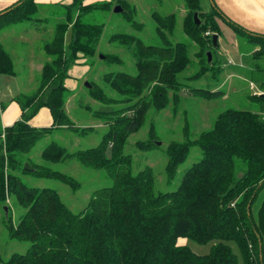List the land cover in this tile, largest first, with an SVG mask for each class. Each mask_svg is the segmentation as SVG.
<instances>
[{"label":"trees","instance_id":"obj_1","mask_svg":"<svg viewBox=\"0 0 264 264\" xmlns=\"http://www.w3.org/2000/svg\"><path fill=\"white\" fill-rule=\"evenodd\" d=\"M84 1L71 0L65 6L67 23L56 24L52 38L42 44L41 49L50 60L40 70L37 89L13 99L21 115L5 128L0 141V205L9 211L8 199L13 197L24 209L17 224L11 223L9 213L5 224L10 239L31 245L25 254H14L0 264H264V199L256 215L252 213L258 192L264 187V95L252 96L258 111L226 110L216 117L211 129L196 137L189 134L185 125L184 141L171 142L166 149L168 181L192 147L200 150L201 158L184 172L173 192H155L152 170L145 168L133 174L132 158L123 153L125 138L141 129L148 110L159 112L177 102L176 93L184 87L177 76L187 69L190 59L186 44L170 40L176 24L174 14L152 13L159 40L156 46L145 45L133 35L110 38V42L126 45L136 74L104 75V83L120 100L90 84L89 95L105 107L93 115L107 119L109 124L100 143L68 153L52 142L42 151L41 159L46 163L76 159L85 168L102 170L110 177L111 185L93 192L85 210L74 214L55 190L29 187L22 181V176L31 175L56 179L72 190L80 186L72 177L45 166L28 164L32 171L27 172L22 168V159L52 129L68 127L80 134L89 130L76 127L68 117L64 82L79 55L89 58L96 54L103 32V25L83 19L95 10L108 9L109 4L84 5ZM183 1L187 12L182 31L201 48L197 55L200 71L190 78L193 80L214 70L212 52L210 62L203 55L205 50L218 46L217 41L213 45L212 36L220 35L217 19L222 13L214 4L209 12H203L200 0ZM119 6L124 19L141 30L142 25L134 22V10L123 2ZM126 9L132 10L124 12ZM36 12L35 0H18L0 11V30L35 21L32 17ZM226 23L236 36L251 45L254 62L264 58V35L249 32L227 19ZM69 31L71 36L66 43ZM104 59L120 62L115 55ZM0 75H16L13 60L1 41ZM191 92L208 100L222 96L221 91ZM119 105L123 106L110 108ZM42 108L49 110L52 125L32 127L30 120ZM142 144L143 149L156 146L153 137ZM5 168L18 171L19 175L5 174ZM181 239L197 245L212 241L216 244L208 254L197 255L180 244ZM230 243L236 245L239 255Z\"/></svg>","mask_w":264,"mask_h":264},{"label":"rangeland","instance_id":"obj_2","mask_svg":"<svg viewBox=\"0 0 264 264\" xmlns=\"http://www.w3.org/2000/svg\"><path fill=\"white\" fill-rule=\"evenodd\" d=\"M128 4L134 11V22L142 25L141 30H137L131 23L124 19L125 14L114 12L119 3ZM108 3L109 8L95 10L83 20L89 24L103 25V32L98 42L96 54L93 57L78 59L71 66L70 78L65 81L68 90V98L65 103V111L72 123L79 128L89 129L85 133H75L68 127L52 129L46 134L22 159V168L26 164L45 166L52 171L65 174L76 180L80 186L72 190L68 185L56 179H37L31 175L22 176V181L29 187L38 189L49 188L55 190L61 201L74 214H79L85 210L93 192L100 188L111 185L110 177L102 170H94L83 167L76 159H67L58 163H46L41 159L42 151L52 142L57 143L68 153L79 150H86L96 147L105 133L108 131L107 119H97L93 113L102 111L105 107L92 99L86 84H92L104 89L105 93L114 99H121L116 93L111 91L103 81L106 74L127 73L135 75L136 70L133 59L126 45L117 42H110L114 35H133L139 38L145 45H158L159 40L155 33V23L151 17L152 13L161 15L174 14L176 24L170 40L172 43H184L188 46L190 64L181 74L177 76V81L183 84L176 95L179 97L177 102H171L167 108L157 112L149 109L146 120L136 133L130 134L125 138L123 153L132 158V173L137 174L145 168H150L154 176L155 192L169 193L175 191L180 185L184 172L201 158L200 150L192 147L186 160L177 167L172 180L168 181L166 176L167 156L166 149L171 142L184 141V127L188 126L189 134L195 137L200 133L212 128L216 117L229 109L258 111V104L252 100V96L259 89L264 81V58L254 62L248 51L251 45L246 40L236 37L227 27L221 25V35L217 39L218 46L210 50H205L203 58L207 57L210 51L213 54L209 71L199 79H190L200 71V59L197 57L200 46L195 44L190 37L182 31L183 18L186 16L183 0H101L92 2L89 5ZM210 0H200V8L203 12L211 10ZM66 4H59L57 7L39 8L32 17L34 20L25 21L6 26L0 30V39L8 41L7 51L14 50L13 59L17 62L28 53L34 54L36 60H43L47 56L40 51V46L36 37H41V45L52 38L55 25L67 23ZM120 7V6H119ZM131 9V10H132ZM126 9L124 12H131ZM72 17H74L72 15ZM38 19V20H37ZM38 31L40 32H37ZM70 31L66 35V41L70 38ZM26 40V41H25ZM43 42V43H42ZM12 46V48H10ZM12 49V50H11ZM16 53H19L16 55ZM240 54L244 59H240ZM16 55V56H15ZM109 55L119 57L120 62H110L104 58ZM248 55V56H247ZM12 58V57H11ZM49 61L50 59L47 58ZM46 60V61H47ZM244 63V65L241 64ZM258 65V71L251 73L252 65ZM203 65V64H202ZM220 68V72L218 69ZM17 79L14 87L21 94L33 93L38 85L40 73L34 72L32 67L17 65ZM256 87L251 89V84ZM250 84V87H249ZM91 88V85H90ZM207 90L211 92L221 91L222 96L216 99H205L191 90ZM262 89H264L262 87ZM173 92L170 93L172 96ZM123 105L110 108H120ZM46 110V109H45ZM41 112V111H40ZM45 112L48 113L46 110ZM46 114V113H44ZM264 117V113L262 115ZM49 114L36 116L35 125H44ZM42 123V124H40ZM48 125V124H46ZM152 132V133H151ZM151 133V134H150ZM153 137L156 146L143 149L144 142ZM193 137V136H192ZM5 174L11 173L19 175L18 171L12 172L7 168ZM264 199V187L258 192L256 201L252 207L255 216L257 210ZM7 213L5 206L0 205V261L6 262L14 254H25L30 247L27 241L10 239L6 229V217L10 214L11 223L17 224L18 219L24 213L13 197L8 199ZM180 244L186 245L197 255H206L210 252L216 242L197 245L191 241L181 239ZM234 253L239 255L235 244L230 243Z\"/></svg>","mask_w":264,"mask_h":264},{"label":"crops","instance_id":"obj_3","mask_svg":"<svg viewBox=\"0 0 264 264\" xmlns=\"http://www.w3.org/2000/svg\"><path fill=\"white\" fill-rule=\"evenodd\" d=\"M17 1L18 0H0V11L4 10L5 8L9 7L10 5H12L13 3H15ZM96 1H101V0H85L84 5H89L90 3L96 2ZM211 2H212V4L209 6H211V8H212V5L214 4L215 7L222 13V16L219 19H217V23H218V26L220 29V35H221V25L223 24L225 27H227L236 36V34L227 25L226 19L234 22L235 24H238L239 26L243 27L244 29H246L249 32L264 35V0H210V3ZM70 3H71V0H35L37 10L40 7L45 10V9H47V7H57L59 4H64V5L66 4V6H67ZM37 32H40V31H38V29H37ZM220 35L218 36V38L220 37ZM236 37H238V36H236ZM35 38L38 39V40H36V42H38V44L40 46V51H42V49H41L42 48L41 37L35 36ZM69 40H70V38H69ZM69 40L66 41V43H68ZM0 41L4 45V47H7L6 44H10V43H6L8 41H5V39L4 40L0 39ZM10 48H12V46ZM256 50H257V48H256ZM8 53L10 54V56L13 59V55H14L15 51L14 50H12L10 52L8 51ZM18 54L19 53H16V55H18ZM247 54H249L251 57L252 48L250 51H248ZM78 57H79V59L83 58L81 55H79ZM240 59L241 60L244 59L243 54H240ZM46 60H47V58H44L42 61L36 60L34 58V54L28 53L25 56H23V58L20 57L19 59H17V62H15L13 60L16 75H14V76L0 75V141L3 138V133H4L5 128L11 126L14 122L19 120L20 115H21L20 107L18 106L17 103H15L13 101V99L17 95L21 94L18 92L16 87H14V81L18 77L17 76L18 74L16 71V64L19 66L27 64L29 67H32L34 69V72L40 73V70H41L43 64L46 62ZM241 64L244 65L243 62H241ZM254 66H255V64L252 65L251 66L252 68L248 69V71H250L251 73H253L254 71H258V67H254ZM69 74H70V71H68V77L70 78ZM65 81L67 83V79ZM64 84H65V82H64ZM250 84H253V83H250ZM250 84H249V87H250ZM262 87L264 88V81H263V83H261L259 89L256 90L257 93L254 91L256 89V87H255V89H252L253 92H255L254 95H259V96L264 95V89H262ZM45 109L48 111V113L45 112L46 111ZM44 113H46L47 115L49 114V117L46 119V121L44 120L45 124L43 126L38 125V124L34 126L33 124H36L35 123L36 116H38V117H40L42 115L45 116L46 114H44ZM36 116L33 119H31L29 122V124L32 127L48 128L52 125V117H51L50 112L47 108L40 109ZM40 124H42V123H40ZM46 124H48V125H46Z\"/></svg>","mask_w":264,"mask_h":264},{"label":"water","instance_id":"obj_4","mask_svg":"<svg viewBox=\"0 0 264 264\" xmlns=\"http://www.w3.org/2000/svg\"><path fill=\"white\" fill-rule=\"evenodd\" d=\"M211 4H212V2H211ZM121 11H122V10H121V8H120L119 6L116 7V8L114 9V12H116V13H117V12H121ZM194 20H195L196 24L199 23L198 20H197V15H196V14L194 15ZM217 38H218L217 35H213V36H212V42H213V45H214V46H216ZM207 61H208V62L211 61V54H210V53H207ZM86 87H87L88 89H90V85H89V84H86ZM24 170L27 171V172H31V171H32V169L29 167L28 164H26V165L24 166ZM238 177L241 178L242 175L240 174ZM4 210H5V212L7 213V208H6V207H5ZM260 248H261V245H260Z\"/></svg>","mask_w":264,"mask_h":264},{"label":"built area","instance_id":"obj_5","mask_svg":"<svg viewBox=\"0 0 264 264\" xmlns=\"http://www.w3.org/2000/svg\"><path fill=\"white\" fill-rule=\"evenodd\" d=\"M254 88V85L253 84H251V89H253Z\"/></svg>","mask_w":264,"mask_h":264}]
</instances>
